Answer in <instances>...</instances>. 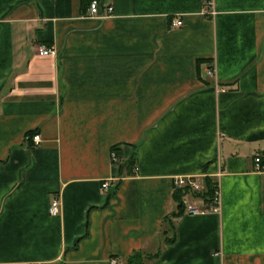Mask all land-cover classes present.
<instances>
[{
    "label": "crops",
    "instance_id": "0c3cea01",
    "mask_svg": "<svg viewBox=\"0 0 264 264\" xmlns=\"http://www.w3.org/2000/svg\"><path fill=\"white\" fill-rule=\"evenodd\" d=\"M90 1L0 0V264H264V0Z\"/></svg>",
    "mask_w": 264,
    "mask_h": 264
},
{
    "label": "built area",
    "instance_id": "2783aa9c",
    "mask_svg": "<svg viewBox=\"0 0 264 264\" xmlns=\"http://www.w3.org/2000/svg\"><path fill=\"white\" fill-rule=\"evenodd\" d=\"M203 3V9H202V15L209 18H213L216 15V10L214 6V0H202ZM100 3L98 0H91L88 6V10L86 13L87 18H99L103 19L107 16H110L112 14V8L107 7L105 8V11H102L100 8ZM182 22L179 19H174L171 22V28H179L181 27ZM36 53L38 56L41 57H55L57 55L56 51L53 49L46 48L44 46H38L36 49ZM207 76H213V70L208 69L206 72ZM39 136H34L32 138L33 142L37 144L39 142ZM111 160L112 163L117 165L118 158L114 151L111 153ZM254 170L258 173H264V162L260 156H256L254 158ZM102 189H106L108 187V183L104 182L102 184ZM173 187L175 190H187L189 193H197L201 190L200 183L197 182V180L193 177H176L173 180ZM220 193L218 187L216 188L214 192V196L212 199V202L208 207L206 206H200L195 203L189 202L184 198H182V204L184 207V213L189 216H202L207 213H219L220 212ZM49 215L52 217H57L60 215V203L57 199H53L50 202L49 209H48ZM112 264H115L112 262Z\"/></svg>",
    "mask_w": 264,
    "mask_h": 264
},
{
    "label": "trees",
    "instance_id": "16d2710c",
    "mask_svg": "<svg viewBox=\"0 0 264 264\" xmlns=\"http://www.w3.org/2000/svg\"><path fill=\"white\" fill-rule=\"evenodd\" d=\"M200 186L201 190L196 194L189 193L187 190L184 189L174 191L173 200L176 204V211L172 213L168 218H165V223L170 226V223L173 218L180 217L183 214L184 207L182 204V198H184L186 195H191L195 199L202 200V202H204L203 205L206 207L210 205L214 196V192L217 188L216 181L211 178H204L202 182H200ZM170 241L173 242V240ZM158 254V252L153 255L145 254L144 252H135L126 259V264H147L153 259H155Z\"/></svg>",
    "mask_w": 264,
    "mask_h": 264
}]
</instances>
